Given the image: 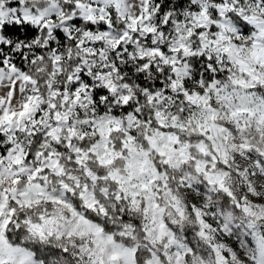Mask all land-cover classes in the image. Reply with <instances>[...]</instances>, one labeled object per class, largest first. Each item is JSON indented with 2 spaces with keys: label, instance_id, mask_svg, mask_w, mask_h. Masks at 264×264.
Returning a JSON list of instances; mask_svg holds the SVG:
<instances>
[{
  "label": "clouds",
  "instance_id": "clouds-1",
  "mask_svg": "<svg viewBox=\"0 0 264 264\" xmlns=\"http://www.w3.org/2000/svg\"><path fill=\"white\" fill-rule=\"evenodd\" d=\"M17 20L0 261L264 264V0H4Z\"/></svg>",
  "mask_w": 264,
  "mask_h": 264
},
{
  "label": "snow or ice",
  "instance_id": "snow-or-ice-1",
  "mask_svg": "<svg viewBox=\"0 0 264 264\" xmlns=\"http://www.w3.org/2000/svg\"><path fill=\"white\" fill-rule=\"evenodd\" d=\"M4 3V0H0V6H2ZM20 22L14 21L11 23V25H9L7 22L4 21H0V29H2L3 31V36H11V35H17L20 36ZM23 27L25 28V35L28 36L29 38L33 35H35V31L32 29H29L27 25H23ZM103 27V25L101 26ZM21 38H24L23 36H21ZM4 47V45L2 43H0V48ZM0 59H3L2 57H0ZM0 264H4L3 261H0Z\"/></svg>",
  "mask_w": 264,
  "mask_h": 264
}]
</instances>
